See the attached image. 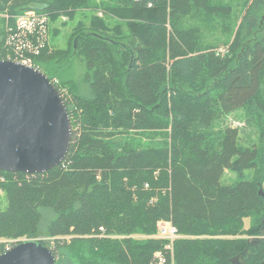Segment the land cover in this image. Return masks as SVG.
Masks as SVG:
<instances>
[{"label": "trees", "instance_id": "obj_1", "mask_svg": "<svg viewBox=\"0 0 264 264\" xmlns=\"http://www.w3.org/2000/svg\"><path fill=\"white\" fill-rule=\"evenodd\" d=\"M263 5L244 0L237 26L231 0H0L10 15L0 19V60L15 57L21 10L52 20L103 12L76 25L70 49L26 51L62 93L72 142L47 172L0 170V239H47L38 241L56 264H158V252L169 264L155 237L166 220L180 234L174 264H264ZM213 28L234 35L223 52L206 41ZM73 52L89 90L70 95L55 79ZM241 109L259 143L243 145L238 127L214 128ZM227 170L254 176L225 183Z\"/></svg>", "mask_w": 264, "mask_h": 264}, {"label": "water", "instance_id": "obj_2", "mask_svg": "<svg viewBox=\"0 0 264 264\" xmlns=\"http://www.w3.org/2000/svg\"><path fill=\"white\" fill-rule=\"evenodd\" d=\"M72 142V121L56 84L40 69L0 60V170L44 173L58 166ZM0 264H56L36 239L0 255Z\"/></svg>", "mask_w": 264, "mask_h": 264}, {"label": "rangeland", "instance_id": "obj_3", "mask_svg": "<svg viewBox=\"0 0 264 264\" xmlns=\"http://www.w3.org/2000/svg\"><path fill=\"white\" fill-rule=\"evenodd\" d=\"M96 1L99 2V0H96ZM111 1H114V0H105V2L107 3ZM231 1L235 5L234 16L237 20L236 25L238 26V22H240L241 18L248 11L245 12V10H243V13H242V9L245 7V6L243 7L244 0H231ZM28 13L44 15L46 17L47 28H46L45 35L43 36L44 42L40 41V43L41 45H44V46L46 43H48L52 50H65L68 48L70 49L71 43H73V40L71 38L72 33L76 25L79 22L83 21V23L88 25L90 22V17H92L93 15H96V16L98 15L99 17H103L102 10L97 8L95 10H92V9L78 10L75 13L73 18H70V16L67 14H61L56 20H52L51 17L48 15L47 11L44 12L43 10H40L37 8H28V9L19 11L18 14L15 16V18H17V16L19 15H22V14L25 15ZM4 18H6L7 20V23H6L7 25L10 19V15L8 13H0V19H4ZM259 18L261 19L260 23L263 24L264 26V5L262 9L260 10ZM105 20L107 21L106 18ZM116 21H117L116 19H112L111 24L115 25ZM1 26L2 24L0 23V27ZM233 37H234L233 33L228 35L218 28H213V30H208L206 32V41L213 42L217 44L218 46H220L218 47V50L221 52L225 51V42L227 41L229 42L231 40L233 41ZM28 38L31 43L38 42V38H36L35 35H29ZM27 54H28L27 52H24V55L29 57V55ZM7 59L16 60L17 56L15 54V57H13V54H9ZM3 60H6V59H3ZM17 60H21V59H17ZM57 64H58L57 66H58L59 71H58L57 78L55 80L62 84V86L64 87L63 88L64 93L68 94L70 90H74L75 88L77 89V87L80 88V90H82L83 92H87L89 90L87 84L83 82V77H84V74L87 72V69H86L85 62L81 59V57H79L77 54H74L73 52L68 58L60 59ZM69 94L71 95V92H69ZM226 126L238 127L240 129V138H241V143L243 145L260 142V131L258 127L252 124H247L246 113H245V110L243 109L238 110L228 115L227 117L222 118V120L217 121L214 124L215 129H223ZM253 176H254V170H245L243 174L239 172L227 170L223 177V181L225 183L231 184L242 178H249ZM262 188L264 190V186ZM6 206H7V201H6L5 195L3 191L0 190V208H5ZM245 225H246V228L249 227L250 225L249 218H246ZM155 237L160 238L158 231ZM23 240H27V238L24 237V238H21L20 240L0 239V243L5 242L6 248L8 250L11 247H13V246H10L9 243L11 242L17 243L18 241H23ZM36 240L48 241L47 239H44V238H37ZM49 241H50L49 242L50 245L54 244V241L52 239H49Z\"/></svg>", "mask_w": 264, "mask_h": 264}, {"label": "built area", "instance_id": "obj_4", "mask_svg": "<svg viewBox=\"0 0 264 264\" xmlns=\"http://www.w3.org/2000/svg\"><path fill=\"white\" fill-rule=\"evenodd\" d=\"M47 19L44 15H38L34 13H28L25 15H19L16 18L17 33L12 34L10 37V44L13 45V49L17 56V60L24 64L36 67L31 56L27 57L24 55V52L30 51L35 54H38L41 45L40 41H43V36L45 35L47 28ZM35 35L38 38V42H30L28 36ZM21 37V38H19ZM38 43V44H36ZM22 47V48H21ZM18 48V49H17ZM27 49V50H25ZM158 232L159 237L166 241L164 246L166 250L171 252V261L169 264H174L173 262V248L174 242L180 237L177 227L171 222L162 220L158 222ZM157 256H160L161 260L158 264H165L166 259L161 257V254L158 252Z\"/></svg>", "mask_w": 264, "mask_h": 264}]
</instances>
